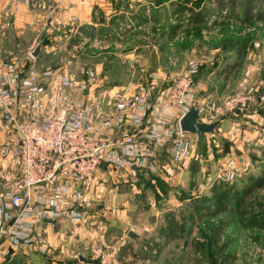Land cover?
I'll list each match as a JSON object with an SVG mask.
<instances>
[{"label":"rangeland","instance_id":"obj_1","mask_svg":"<svg viewBox=\"0 0 264 264\" xmlns=\"http://www.w3.org/2000/svg\"><path fill=\"white\" fill-rule=\"evenodd\" d=\"M171 1L83 0V6L76 8L73 1L31 0L33 12L43 13L42 23L35 31L20 29L13 15L6 14V24L0 27V60L17 63L21 70L33 65L39 82L53 77L52 82L58 83V76L68 77L74 93L94 102L102 114L122 98H135L150 83L153 97L166 101L191 60L199 63L193 87L196 98L218 104L247 94L253 96L256 110L264 107L259 97L264 89V18L249 19L237 5L234 13L227 8L209 15L205 29L204 22L195 25L186 15L177 19L168 6ZM194 1L198 8L217 9L209 0ZM151 3L164 4L171 14L142 27L132 20L119 28L110 22ZM62 4L69 12L61 11ZM255 4L253 13L261 5L264 16V3ZM88 22L96 23L99 32L83 35L81 24ZM39 44L42 53L34 58L32 52ZM238 112L242 113L234 110L202 121L224 117L228 121ZM9 136L0 116V170L16 174L13 159L4 154ZM201 140L194 158L164 173L143 174L135 184L125 176L102 172L99 206L85 213L83 223L41 224L38 237L44 240L46 253L10 254L0 264H98L91 253L95 244L113 249L114 264H264V186L252 187L256 164L264 166V148L260 154L250 149L256 161L241 175L237 171L233 182H226L225 160L239 154H229L224 139ZM168 159L169 155L162 157ZM185 163L187 168L178 172ZM253 216L261 220L259 225L250 224ZM174 222L184 232L162 239L160 232L176 229ZM130 232L139 237L131 239ZM145 249L156 252L145 256L141 254Z\"/></svg>","mask_w":264,"mask_h":264},{"label":"built area","instance_id":"obj_2","mask_svg":"<svg viewBox=\"0 0 264 264\" xmlns=\"http://www.w3.org/2000/svg\"><path fill=\"white\" fill-rule=\"evenodd\" d=\"M198 68L191 60L164 102L153 97L150 83L102 114L74 93L68 77L39 82L33 65L21 70L0 60V116L10 132L4 154L17 168L16 174H0V260L27 251L46 253L38 237L41 224L83 223L85 213L99 206L102 172L135 184L143 174L164 173L190 158L201 136L182 131L180 119L192 105L201 121L234 110L256 111L247 94L218 104L196 98ZM165 155L169 159L163 163ZM237 164L234 158L225 163L224 181H234ZM91 253L98 264H114L113 249L95 244Z\"/></svg>","mask_w":264,"mask_h":264},{"label":"crops","instance_id":"obj_3","mask_svg":"<svg viewBox=\"0 0 264 264\" xmlns=\"http://www.w3.org/2000/svg\"><path fill=\"white\" fill-rule=\"evenodd\" d=\"M30 1L31 0H0V27L5 26L6 24L4 23V20H5L4 18L6 17V14H12L16 22L19 24L20 29L29 27L33 31L37 30V28H39L40 24L42 23L43 13L33 12V9L30 8L31 7ZM56 1L59 4L60 2L64 3V2L73 1L77 5L75 6L76 8H78V6L79 7L83 6V4L85 3V2L83 3V0H56ZM213 4L214 3H212V5ZM168 6L170 7V10L174 12L171 4L170 5L168 4ZM165 7L166 6L164 4H161V5H154L153 3H151V5L143 4L140 7H138L134 12H131V14H129L131 16H128V15L124 16V19H125L124 21L125 23H130L129 20H132L135 24H140V27L145 26L149 23H152L153 21H160L161 18L167 17L168 14H171L165 11ZM203 7L205 6H200L199 9L202 10ZM207 7H209V5H207ZM62 10H64V6H63V9H61V11ZM72 11H73V8L70 10V12ZM64 12L65 13L69 12L68 8L64 10ZM212 14H215V13H212ZM186 16L187 18L185 19L190 20L192 18L188 14ZM208 17L209 15L206 17V19ZM76 20H78V18H76ZM113 25L117 27L116 24H113ZM195 25H198V23ZM208 25L209 24H207V27H205V29L209 27ZM81 29L84 30L82 31L83 35H86L87 33L93 34V33L99 32V28H97L96 23H91V22H88L83 25L81 24ZM263 92H264V89L261 91V94L259 97L261 96L264 97ZM261 106L262 105L258 107V110L255 109L256 111H245L242 113L238 112L237 113L239 114L238 117L235 118V116H233L230 118L231 120H228V121H227L228 118L227 119L226 117L222 118V123L220 127L218 128V130H216V133L214 135H206L205 137H200L201 139H203L201 141L205 140L206 142H209L211 138L212 139L214 138V140L215 138H218V139H224L225 141H227L229 154L235 155L236 153H238L239 156L238 157L232 156L231 158H228L227 160L224 159V160L227 162L228 160L232 158L238 159V164H237L238 175H241V173H244L245 172L244 170L248 168L249 165L252 166V160H254V162L256 161L254 159L255 158L254 153L251 150H254V151L256 150V153L260 154L261 148L262 149L264 148V107H261ZM193 151H194L193 156L190 157V159L194 158L195 156L194 154L196 151V146L193 148ZM207 163L209 166L211 165L210 161H208ZM183 167H185V169L187 168L186 163L180 164V169H177L178 172L181 173ZM254 170H257L256 174H253L254 178H256L258 176L263 175L264 166L262 168L259 162L256 164ZM1 171L2 170H0V174H1ZM248 178H251V177H248ZM174 223H175L176 229H174L173 231L166 230V231L160 232L163 235V236L161 235L162 239L176 238L178 235L180 236L181 233L184 232L183 230L184 228L180 226L178 222H174ZM133 239H136V238H133ZM157 240L160 241V237ZM152 251L156 252L155 250H152V249H145L141 251V254L142 255L144 254L145 256H151ZM24 256L25 255H21V257H24ZM137 256L139 257L141 255H137Z\"/></svg>","mask_w":264,"mask_h":264},{"label":"trees","instance_id":"obj_4","mask_svg":"<svg viewBox=\"0 0 264 264\" xmlns=\"http://www.w3.org/2000/svg\"><path fill=\"white\" fill-rule=\"evenodd\" d=\"M209 1H210V3H214L216 5L217 9L216 8L213 9V8H209V7L205 6L201 10L197 7V3H195V1L192 2V0H179V1L178 0H172L170 2V4L173 8L174 14L177 15V19H179L183 15L188 14V15H190V17H192L191 20L195 24H197V23L200 24V23L204 22L202 25L204 28L207 27V23L205 22V20H206L205 18L208 15H211L212 13H215L217 11H223L227 8L229 10H231V13H234L236 11L237 5H240V7L243 8L242 13L244 15H247L249 19L256 17L257 15H258V18H264V16H262L263 11H262L261 5L258 7L259 10L256 11L257 13L256 14L253 13V7L256 8L255 3L260 2L262 4V3H264V0H241L242 2H239L240 0H209ZM118 19H117V17H115V18L113 17L111 20V23L116 24L117 27H120V25L123 23V21L125 19H124V17H121L119 20ZM136 25L140 26V24H136ZM222 25H223V23H222ZM178 26L179 25H175L174 28H178ZM82 31H84V30H82ZM260 186H264V172H263V175L258 176L252 180V187L256 188V187H260ZM247 193L248 192H245V195ZM221 194H223V193H221ZM225 194H227V192H225ZM235 198L240 200V201L243 200L242 196H235ZM227 207L228 206L226 205L225 208H227ZM260 223H261V220L257 219L255 216H253L250 220V224H252V225H259Z\"/></svg>","mask_w":264,"mask_h":264},{"label":"water","instance_id":"obj_5","mask_svg":"<svg viewBox=\"0 0 264 264\" xmlns=\"http://www.w3.org/2000/svg\"><path fill=\"white\" fill-rule=\"evenodd\" d=\"M42 48V44H39L32 52V56L34 58H38L42 53ZM221 123L222 120H217L212 123L201 121L199 110L195 106H192L188 110V112H186L180 119V127L182 131L186 133L196 134L201 137H205L206 135H214ZM134 170L138 171L136 167H134ZM99 208H102V206H100ZM129 237L132 239L138 238V234H136L135 232H130Z\"/></svg>","mask_w":264,"mask_h":264}]
</instances>
